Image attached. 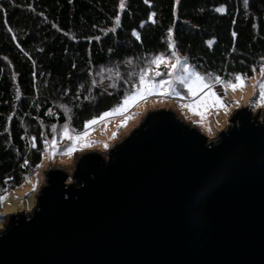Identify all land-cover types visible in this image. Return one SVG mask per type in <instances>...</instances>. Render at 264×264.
Returning <instances> with one entry per match:
<instances>
[{
  "label": "water",
  "instance_id": "95a60500",
  "mask_svg": "<svg viewBox=\"0 0 264 264\" xmlns=\"http://www.w3.org/2000/svg\"><path fill=\"white\" fill-rule=\"evenodd\" d=\"M210 139L151 111L105 159L54 167L29 215L0 231V264H264V113Z\"/></svg>",
  "mask_w": 264,
  "mask_h": 264
},
{
  "label": "trees",
  "instance_id": "16d2710c",
  "mask_svg": "<svg viewBox=\"0 0 264 264\" xmlns=\"http://www.w3.org/2000/svg\"><path fill=\"white\" fill-rule=\"evenodd\" d=\"M170 35L200 72L252 77L264 62V0H0V190L41 163L43 126L66 123L64 107L81 129L122 99L94 83L95 69L145 62Z\"/></svg>",
  "mask_w": 264,
  "mask_h": 264
},
{
  "label": "rangeland",
  "instance_id": "374dc122",
  "mask_svg": "<svg viewBox=\"0 0 264 264\" xmlns=\"http://www.w3.org/2000/svg\"><path fill=\"white\" fill-rule=\"evenodd\" d=\"M122 2L125 3V0H120V5ZM161 55L165 59L157 67L153 61ZM178 59L187 60L176 50L172 35H170L169 50L152 56L145 62L128 59L122 68L102 66L95 69L92 72V78L101 90L125 91L118 104L109 110L114 112V115L98 120L95 125L85 128L86 123L93 118L86 121L83 128L77 129L72 125L70 109L64 107L68 119L66 123L43 126L44 151L41 163L20 185L6 191L0 190V197H3L0 199V231L6 227L12 215H29L35 209L40 191L47 185L46 174L51 168L64 169L70 174L68 183L75 182L71 175L76 171L77 162L84 153L98 152L106 160L109 159L110 151L129 137L151 111L172 110L179 119L196 127L210 139H216L219 131H226L232 125V116L241 108H248L254 114L260 111L264 113V99H261V93L264 92V87H261L264 85V62L260 68L256 69L252 77L238 75L229 81L208 76L195 68L206 77L205 83L211 86V90L219 97V102L216 101V97L209 95L208 88L197 96H192L187 93L186 88H181L183 99L174 95L145 94L144 99L129 104L126 109L122 107L124 98L134 91L132 85L138 83L142 69L150 68L152 78L167 79L166 74L173 71L170 65L176 64ZM158 71L165 75L157 77ZM145 75L147 78L148 73ZM233 84L236 85L235 89L232 87ZM193 105L196 108L195 112L191 107ZM66 126L70 129L72 140L66 139L63 135ZM77 135L83 139L77 141ZM53 139L56 140L55 148L52 145ZM45 141L48 142L47 145ZM70 149L75 150L70 151Z\"/></svg>",
  "mask_w": 264,
  "mask_h": 264
},
{
  "label": "snow or ice",
  "instance_id": "6c2138e0",
  "mask_svg": "<svg viewBox=\"0 0 264 264\" xmlns=\"http://www.w3.org/2000/svg\"><path fill=\"white\" fill-rule=\"evenodd\" d=\"M147 2V0H146ZM245 3H247V0H245ZM120 7L124 8V3L122 2ZM222 9H216V11H221ZM153 16L155 13L152 14ZM153 22H155L153 20ZM134 35L137 36V39H139V35L134 32ZM236 34L233 33V36ZM174 47V46H173ZM174 54V53H173ZM164 56H158L153 63L159 67V65L164 61ZM170 67L173 69V71L168 72L167 79H155L152 78L150 75L151 69L146 68L142 69L140 72V75L138 77V83H134L132 85V88L134 91L129 93L124 100L122 101V107L127 108L129 104H132L140 99L145 98V94L149 95H174L178 98L183 99L184 96L182 95L181 88H186L187 93L192 96H197L201 91H203L205 88L209 89V95L216 97V101L219 102V97L216 95L215 92L211 90V86L205 83L206 77L202 76L198 71H196L195 68L191 67L189 62L187 60L180 61L177 60L176 64L170 65ZM255 71V69H253ZM146 73H148V76L146 78ZM165 75L164 73L157 72L156 76L161 77ZM239 79V78H238ZM232 87L235 89L236 85L233 84ZM261 87H264V85H261ZM261 99H264V92L261 93ZM193 108V111L195 112L196 108L195 106H191ZM114 115V112L109 111L103 113L100 117L94 118L93 120L86 123L85 128H88L92 125H95L98 120H103L106 117H111ZM64 137L68 140H72L73 137L70 134V129L66 126L63 133ZM87 133L85 132V136ZM35 139V138H33ZM83 139V137L77 135L76 140L79 141ZM47 141H45V144L47 145ZM53 148H55L56 140L53 139L52 141ZM87 146V145H85ZM75 149H70V151H74ZM11 179V178H9ZM5 183H8L6 180ZM0 199H3V197H0Z\"/></svg>",
  "mask_w": 264,
  "mask_h": 264
}]
</instances>
